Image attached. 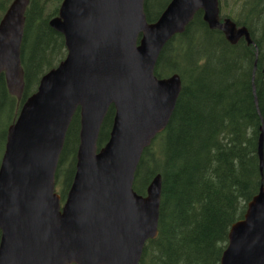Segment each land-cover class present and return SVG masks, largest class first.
I'll list each match as a JSON object with an SVG mask.
<instances>
[{"label":"water","instance_id":"95a60500","mask_svg":"<svg viewBox=\"0 0 264 264\" xmlns=\"http://www.w3.org/2000/svg\"><path fill=\"white\" fill-rule=\"evenodd\" d=\"M28 3L12 0L0 20V75L18 100ZM143 3L62 0L49 20L66 55L41 77L7 129L0 160V264H139L146 242L157 237L161 175L144 195L133 189L141 155L165 130L181 90L178 74L157 78V59L198 11L229 43L253 42L246 28L220 20L219 0H171L153 23ZM110 106L108 139L98 149ZM76 111L74 174L61 198L55 173ZM256 149L259 189L231 225L220 264H264L263 119Z\"/></svg>","mask_w":264,"mask_h":264},{"label":"trees","instance_id":"16d2710c","mask_svg":"<svg viewBox=\"0 0 264 264\" xmlns=\"http://www.w3.org/2000/svg\"><path fill=\"white\" fill-rule=\"evenodd\" d=\"M170 1L144 0L147 22H155ZM11 2L0 0V20ZM61 2L29 0L25 10L20 45L24 87L19 100L8 93L0 75V160L7 129L23 102L66 55L63 37L48 25ZM219 10L221 21L228 18L246 28L253 45L243 38L229 43L221 31L208 28L198 11L184 32L164 46L155 65L157 78L178 74L181 90L165 130L144 149L134 174L133 189L140 195L161 175L158 235L146 242L139 264H220L231 225L243 217L259 189L256 148L264 121V0H219ZM113 115L110 106L98 149L108 139ZM78 132L76 111L55 173L61 198L74 174Z\"/></svg>","mask_w":264,"mask_h":264},{"label":"rangeland","instance_id":"374dc122","mask_svg":"<svg viewBox=\"0 0 264 264\" xmlns=\"http://www.w3.org/2000/svg\"><path fill=\"white\" fill-rule=\"evenodd\" d=\"M224 1V0H223ZM227 2L229 3L230 2V0H227ZM238 42V41H237ZM56 190V189H55Z\"/></svg>","mask_w":264,"mask_h":264}]
</instances>
